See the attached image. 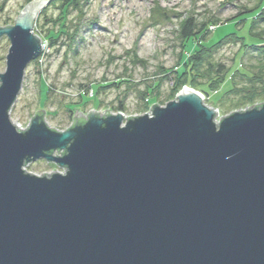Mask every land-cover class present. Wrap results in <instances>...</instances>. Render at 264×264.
Wrapping results in <instances>:
<instances>
[{
	"label": "water",
	"instance_id": "water-1",
	"mask_svg": "<svg viewBox=\"0 0 264 264\" xmlns=\"http://www.w3.org/2000/svg\"><path fill=\"white\" fill-rule=\"evenodd\" d=\"M48 3L0 26V264H264V103L217 122L183 87L151 117L75 110L83 122L57 132L41 110L25 131L12 123ZM38 160L65 172L27 173Z\"/></svg>",
	"mask_w": 264,
	"mask_h": 264
},
{
	"label": "rangeland",
	"instance_id": "rangeland-1",
	"mask_svg": "<svg viewBox=\"0 0 264 264\" xmlns=\"http://www.w3.org/2000/svg\"><path fill=\"white\" fill-rule=\"evenodd\" d=\"M26 1L0 0V26L11 24ZM260 2L84 0L80 14L72 11L67 16L66 29L61 27L62 20L58 21V9L48 3L37 26L41 35L37 33L36 21L33 29L42 40L41 55L26 67L9 117L17 129L25 131L34 114L42 110L48 128L57 132L70 128L75 110L84 117L91 110L102 111L101 115L108 110L110 115H116L119 109L124 110V117H151L149 109L153 104L164 107L175 99L173 73H182L187 57L197 53L204 57L198 70L191 72L194 86L183 87L200 93L204 105L217 110V122L232 112L262 104L264 98L251 96V92L264 88V53L247 48L239 65L241 46L231 41L232 36L239 34L238 28L236 22H228L258 7ZM186 19L207 30L202 34L206 49L198 39L186 43L181 40L180 27ZM51 30L55 32V42L49 45ZM263 33L264 22L256 34ZM216 42L220 45L213 47ZM9 45L5 36L0 38V74L5 71ZM232 68L239 69L240 74L224 80ZM216 74L222 80L213 91L209 93L206 88L208 94L204 95L195 89L196 85L206 87L209 81L217 82ZM99 86L106 87L98 89ZM60 153L53 156H61ZM24 169L37 176L65 172L45 160L30 162Z\"/></svg>",
	"mask_w": 264,
	"mask_h": 264
},
{
	"label": "trees",
	"instance_id": "trees-1",
	"mask_svg": "<svg viewBox=\"0 0 264 264\" xmlns=\"http://www.w3.org/2000/svg\"><path fill=\"white\" fill-rule=\"evenodd\" d=\"M31 0H27L25 5L30 2ZM83 1L84 0H50L49 2V6H54L58 9L59 14H58V21H61V27L62 29H66L64 28V21L66 20L67 16L69 15L70 12H76L78 14H80L84 8L83 7ZM24 5V6H25ZM21 7L22 8L24 7ZM48 6V7H49ZM46 6V8H44L42 10V12L39 14L38 18L36 19V23H35V27L37 30V33L41 35V33L38 32V28L37 26L39 25V21L41 19V17H43V15H45V10L48 8ZM51 22V21H49ZM228 22H236V27L238 28V35H234L231 37V41H237L239 42L240 46H241V51L242 54L240 55L239 58V63L241 62V59L243 57V55L245 54V51L247 48L252 47L253 49H255L256 51H259L261 53H264V33L260 36H258L259 34H256L257 32V28L258 26L264 22V0H261L260 4L258 7L253 8L251 10H246L242 13H240L238 16L233 17L232 19L228 20ZM14 23V20L11 22V24L5 23V26H9L12 25ZM211 23V22H210ZM212 23H214V21H212ZM54 24V23H53ZM181 40L186 43L187 41H190L191 39H198L197 41L199 42V44H202L204 41V38L202 39V34L203 32L207 31L204 30V28L201 27V25L196 26V23H193L192 20L190 19H186L184 21H182L181 23ZM50 31H48L49 33ZM47 33V35H48ZM55 32L53 30H51L50 33V38L47 39L49 45H51L52 43L54 44L55 42V36H54ZM262 36V37H261ZM220 45V42H216V44H213V47H217ZM208 46H206L203 43V48H207ZM189 56V55H188ZM183 57V56H181ZM203 57L200 53H197V55L193 54L191 55V58L189 59L187 57L186 62H184L183 67V72L179 73L178 70H175V72L173 73L174 75V79H175V83L174 88H173V97H175V95L182 89V87L184 85L187 86H194V82L191 80V72L193 70H198V68L200 67ZM241 65V63L239 64ZM240 74L239 69H235L233 70L232 68V72L230 73H225V79H227V77L230 79L232 78L233 74ZM222 74V73H220ZM234 74V75H235ZM218 75L216 74V77ZM253 76V75H252ZM251 76V78H252ZM215 79H219L216 81H209V83L207 85L201 86V85H196L195 89L198 90L199 92H201L204 95H207L209 91V93L211 91H213L216 88V85H218L221 82V78L217 77ZM181 81H183L184 83L181 85ZM180 82V83H179ZM120 83V82H117ZM116 84H114L115 86ZM117 86V85H116ZM106 86H99L98 89H103ZM234 91V89H231V92ZM47 94H45V99H46ZM251 96L254 97H262L264 98V88L262 89V91L257 92V91H253L251 92ZM43 99V101L45 100ZM222 98H220V100H216L214 105H217ZM118 111L120 112H124V110L119 109ZM76 123H82L83 120H75ZM74 122V123H75ZM73 123V124H74Z\"/></svg>",
	"mask_w": 264,
	"mask_h": 264
},
{
	"label": "bare ground",
	"instance_id": "bare-ground-1",
	"mask_svg": "<svg viewBox=\"0 0 264 264\" xmlns=\"http://www.w3.org/2000/svg\"><path fill=\"white\" fill-rule=\"evenodd\" d=\"M120 113H122V112H120ZM123 114V113H122ZM126 120V119H125ZM125 120L123 121V123H125Z\"/></svg>",
	"mask_w": 264,
	"mask_h": 264
}]
</instances>
